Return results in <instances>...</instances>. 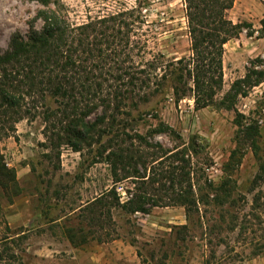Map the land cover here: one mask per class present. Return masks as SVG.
<instances>
[{"label": "rangeland", "instance_id": "rangeland-1", "mask_svg": "<svg viewBox=\"0 0 264 264\" xmlns=\"http://www.w3.org/2000/svg\"><path fill=\"white\" fill-rule=\"evenodd\" d=\"M246 1L264 13V0ZM127 10L138 26L133 62L156 78L125 100L119 124L97 125L74 149L64 117H46L62 107L52 97H25V112L0 119V264H264L259 21L242 35L246 63L222 56L221 81L197 90L184 70L160 79L165 63L191 55L183 0H0V52L44 14L78 25ZM139 195L147 212L129 210Z\"/></svg>", "mask_w": 264, "mask_h": 264}, {"label": "trees", "instance_id": "trees-1", "mask_svg": "<svg viewBox=\"0 0 264 264\" xmlns=\"http://www.w3.org/2000/svg\"><path fill=\"white\" fill-rule=\"evenodd\" d=\"M183 1L191 55L188 59L180 57L165 63L160 79L165 78L168 69L172 72L184 70L192 78L194 89L215 86L222 77L224 43L237 37L242 30L251 35L252 23L232 22L227 17L226 12L234 0ZM131 13L127 10L78 25H68L54 14H44V25L39 30L31 31L26 39L14 36L10 48L0 52L2 122L14 110L25 112V97L37 101L38 97L43 100L49 96L62 107L46 110V117L54 113L64 117L62 130L74 149L89 143L97 125L107 124L98 129L103 133L114 123L119 124L117 115L129 112L125 100L131 99L136 92H150V80L156 78L152 71L138 68L133 62L137 46L135 40L130 39V33L138 26L136 21L123 18L127 14L130 17ZM260 25V35H264V17ZM252 75L256 78L254 85L264 79L263 71L252 70ZM176 80L180 82L182 74L177 75ZM194 97L197 107L209 102L208 96L198 99L194 94ZM90 114L94 115L91 121ZM115 157L117 163L123 164L121 153ZM143 198L139 195L137 204L132 203L129 210L147 212L141 201Z\"/></svg>", "mask_w": 264, "mask_h": 264}, {"label": "crops", "instance_id": "crops-1", "mask_svg": "<svg viewBox=\"0 0 264 264\" xmlns=\"http://www.w3.org/2000/svg\"><path fill=\"white\" fill-rule=\"evenodd\" d=\"M254 10L258 11V13H256V11ZM227 16L232 22H240L242 20L251 22L252 27H254V30L258 32L256 23L258 21L260 23V20L264 17V13L263 10L260 9V7H257V5L251 4L248 5L247 7L246 0H234L232 7L227 10ZM242 35L247 36L246 32L242 30L237 37L233 38L234 40L229 39L224 43V50L222 56L229 54L232 55L234 58L238 59L239 61L244 60V63H246L245 59H247V57H250L251 55H249L244 51L243 47L246 43L245 38L247 37L246 36L243 37ZM263 39L264 38L260 36L259 38L256 39L255 42H261Z\"/></svg>", "mask_w": 264, "mask_h": 264}, {"label": "built area", "instance_id": "built-area-1", "mask_svg": "<svg viewBox=\"0 0 264 264\" xmlns=\"http://www.w3.org/2000/svg\"><path fill=\"white\" fill-rule=\"evenodd\" d=\"M211 168H213V166L211 167ZM210 169V168H209ZM215 171H216V169H214ZM116 190H117V192H119V194H121V199H123V198H125V199H127V193H126V191L123 189V187L122 186H119V187H117L116 188ZM120 190V191H119Z\"/></svg>", "mask_w": 264, "mask_h": 264}]
</instances>
